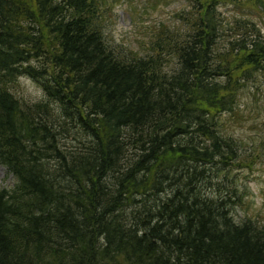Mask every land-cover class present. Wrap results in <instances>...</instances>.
<instances>
[{"label": "trees", "instance_id": "16d2710c", "mask_svg": "<svg viewBox=\"0 0 264 264\" xmlns=\"http://www.w3.org/2000/svg\"><path fill=\"white\" fill-rule=\"evenodd\" d=\"M100 1L0 0V264H264V223L210 191L243 166L223 115L264 78L258 22L219 8L264 0H183L144 54Z\"/></svg>", "mask_w": 264, "mask_h": 264}, {"label": "rangeland", "instance_id": "374dc122", "mask_svg": "<svg viewBox=\"0 0 264 264\" xmlns=\"http://www.w3.org/2000/svg\"><path fill=\"white\" fill-rule=\"evenodd\" d=\"M184 6L183 0H101L99 12L101 28L110 45L116 49H131L144 54L152 33L160 21L170 22L171 14ZM222 17L250 16L264 33V16L249 7L223 5L219 8ZM153 31V32H151ZM144 46V47H143ZM125 48V49H124ZM257 85L248 82L247 88L238 92L240 105L233 112L224 114L225 131L239 142L243 166L226 171L222 183L213 194H223L239 202L232 204L231 215L238 222L253 218L264 223V78L257 77ZM262 84V85H261ZM17 90V91H16ZM21 99L32 102L43 97L41 89L29 78L21 77L19 87L14 88ZM67 145L74 143L67 139ZM72 144V145H73ZM226 176V178L224 177ZM224 177V178H223ZM14 177L0 163V189L11 188ZM234 195V196H232Z\"/></svg>", "mask_w": 264, "mask_h": 264}]
</instances>
